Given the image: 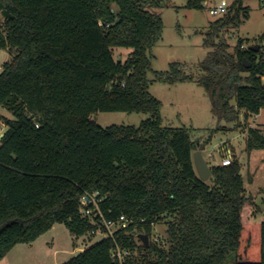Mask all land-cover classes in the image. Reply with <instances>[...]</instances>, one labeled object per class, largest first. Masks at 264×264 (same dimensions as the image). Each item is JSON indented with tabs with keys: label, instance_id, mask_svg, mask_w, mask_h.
<instances>
[{
	"label": "trees",
	"instance_id": "16d2710c",
	"mask_svg": "<svg viewBox=\"0 0 264 264\" xmlns=\"http://www.w3.org/2000/svg\"><path fill=\"white\" fill-rule=\"evenodd\" d=\"M157 1L0 0V51L11 55L0 72V106L13 116H0V261L55 224L85 236L92 226L81 199L95 195L105 220L128 223L63 264H120L111 258L116 246L130 252L123 264H264V221L250 217L256 203L241 163L208 167L204 182L192 159L204 144L186 128L162 125L147 79L163 31ZM202 1L186 8L203 10ZM242 1L210 23L201 61L173 63L156 78L200 87L226 124L264 109V59L250 51L264 37L231 47L221 36L246 16ZM118 49L130 50L125 60L114 58ZM99 112L149 118L101 128L91 120ZM261 149L264 132L248 127L246 152ZM161 222L166 246L150 240Z\"/></svg>",
	"mask_w": 264,
	"mask_h": 264
},
{
	"label": "rangeland",
	"instance_id": "374dc122",
	"mask_svg": "<svg viewBox=\"0 0 264 264\" xmlns=\"http://www.w3.org/2000/svg\"><path fill=\"white\" fill-rule=\"evenodd\" d=\"M231 5L233 0H227ZM187 0H158V6L152 11L160 16L163 25L161 39L151 50L150 69L147 79L151 81L150 94L161 102V122L165 127L186 128L193 141L204 144L202 156L208 167L219 164L229 148L231 161L241 163V174L246 182L247 193L254 197L256 206L251 210L252 219L264 221V149L246 152V131L251 125L264 128V109L258 115L247 120L244 113L239 115L235 124L218 122L211 113L210 102L204 91L192 83L168 85L156 80L160 73H165L173 63L194 65L209 52L204 45L206 32L210 23L217 18L208 11L186 8ZM242 7L247 8L246 16L240 15L236 27L221 31V36L233 47L238 39L248 40V46L264 37V0H243ZM228 11V10H227ZM2 19H0L1 23ZM264 43V38L261 44ZM246 44V43H245ZM130 50L114 51L115 59L125 60ZM11 55L0 51V72L2 64L8 62ZM264 85V77H262ZM234 102V101H232ZM0 116L13 119L12 114L0 106ZM149 118L146 113L99 112L91 117L98 126H133L138 127ZM225 127V128H222ZM6 131L0 118V135ZM261 132H264L260 129ZM227 146V147H226ZM218 151V153H217ZM227 154V153H226ZM220 158H219V156ZM230 155V154H229ZM165 222L156 224L152 230L151 241L166 246ZM46 255L28 257V259H12V264H63V258L75 255L59 254L54 259L53 251H76L92 243L99 242L102 237H73L62 224H55L45 238ZM11 257V256H10ZM11 259V258H10ZM19 261L20 263H16Z\"/></svg>",
	"mask_w": 264,
	"mask_h": 264
},
{
	"label": "built area",
	"instance_id": "2783aa9c",
	"mask_svg": "<svg viewBox=\"0 0 264 264\" xmlns=\"http://www.w3.org/2000/svg\"><path fill=\"white\" fill-rule=\"evenodd\" d=\"M229 4L227 0H203L202 8L207 10L209 15L215 18L222 17L226 14ZM258 55L264 59V43L258 44ZM244 48V46H242ZM3 134L0 135V138ZM231 163V157L226 155L220 159L222 166H228ZM80 214L84 218H88L92 229L82 237L93 238L96 236L102 237V239H108L113 237V233L117 229L125 228L128 220L124 216H120L117 220H105L98 208L95 200V195H85L81 199ZM155 241V240H154ZM130 257V252L123 250L116 246L112 251L111 258L123 264L127 258Z\"/></svg>",
	"mask_w": 264,
	"mask_h": 264
},
{
	"label": "crops",
	"instance_id": "0c3cea01",
	"mask_svg": "<svg viewBox=\"0 0 264 264\" xmlns=\"http://www.w3.org/2000/svg\"><path fill=\"white\" fill-rule=\"evenodd\" d=\"M241 114H243V113H241ZM250 127L259 128V126H254V125H251ZM259 129H262L264 131V128H259ZM201 150H202V153H203V149H201ZM224 150H225V156L226 155H229V154H230L229 156H231V153H230V149L229 148H227V149L224 148ZM217 153H218V151H217ZM225 156H223V157H225ZM219 158H220V156H219ZM54 227H55V225L48 232H46L45 234L39 236L32 243H29V244H18L15 247H13L5 255V257L0 261V264H12V262H11L12 259H17L19 257L22 258V259H24V258L25 259H28V257H33L34 258L35 256H38L39 257L42 254L43 255H46L45 253H47V254L50 253V251H45V248L44 247H45V244H47V241L44 238H45L46 234H48L49 232H51L53 230ZM92 244H94V243H92ZM92 244H90L88 246H85V248L91 246ZM85 248H79L76 251H71V252H68V251H53V257L55 259L56 257H58L59 254H68L69 256H72V255H75L78 252H81ZM63 259H64L63 261L66 262L70 258H63ZM16 263H20V262L17 261Z\"/></svg>",
	"mask_w": 264,
	"mask_h": 264
},
{
	"label": "water",
	"instance_id": "95a60500",
	"mask_svg": "<svg viewBox=\"0 0 264 264\" xmlns=\"http://www.w3.org/2000/svg\"><path fill=\"white\" fill-rule=\"evenodd\" d=\"M258 45H253L250 47V51L257 53L258 52ZM245 62V60H244ZM246 67H249L250 64L246 63L245 64ZM192 159H193V164H194V168H195V172L197 174V176L199 177L200 180L202 181H207L210 178V171L209 168L202 156V150L201 148H199L198 150H196L193 155H192ZM138 238L141 240L142 244L145 245V247L148 246L149 244V238L147 235H139Z\"/></svg>",
	"mask_w": 264,
	"mask_h": 264
}]
</instances>
